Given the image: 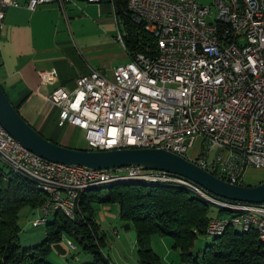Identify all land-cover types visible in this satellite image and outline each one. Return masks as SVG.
I'll return each instance as SVG.
<instances>
[{
    "label": "built area",
    "instance_id": "1",
    "mask_svg": "<svg viewBox=\"0 0 264 264\" xmlns=\"http://www.w3.org/2000/svg\"><path fill=\"white\" fill-rule=\"evenodd\" d=\"M58 1L25 0L29 9ZM99 3L101 0H85ZM154 46L129 53L112 77L100 70L81 76L74 90L56 89L49 103L60 108V124L80 128L90 150L164 148L231 183L241 184L250 168L264 169V0H212L216 12L198 0H127ZM20 0H0V33L6 11ZM119 24L118 38L124 42ZM5 162L24 176L48 180L54 201L76 211L80 186L113 178H160L203 188L184 176L139 166L96 170L53 162L24 147L0 123ZM194 147V150L191 149ZM240 224L253 220L247 202ZM218 208L221 205H216ZM228 218V217H225ZM224 218L216 217L213 230ZM117 236H119V233ZM71 248L76 245L68 241Z\"/></svg>",
    "mask_w": 264,
    "mask_h": 264
},
{
    "label": "trees",
    "instance_id": "2",
    "mask_svg": "<svg viewBox=\"0 0 264 264\" xmlns=\"http://www.w3.org/2000/svg\"><path fill=\"white\" fill-rule=\"evenodd\" d=\"M101 1L114 4L129 53L155 45L153 36L144 30V24L133 19L127 0ZM8 166L0 162V264H54L49 258L55 245L65 241L70 250L75 249L70 247L69 240L76 248L77 240L93 257L91 262L83 264H115L104 251L107 235L95 220V205L102 203L119 204L123 227L135 229L139 264H166L152 247L151 240L155 235L170 237L171 247L179 252L184 264H264V242L255 229L242 231L228 227L222 235L213 236V243L196 255L197 240L208 234L210 219L223 215L212 214L214 204L182 186L140 181L117 182L83 190L79 195L76 217L70 218L62 211L54 212L43 222L47 224L45 239L26 247L20 238V212L25 207L34 214L40 212L49 193L31 178ZM242 184L248 183L244 180ZM104 189L108 191L104 193ZM223 211L228 212L220 208L219 212ZM52 215L54 219L49 221Z\"/></svg>",
    "mask_w": 264,
    "mask_h": 264
},
{
    "label": "crops",
    "instance_id": "3",
    "mask_svg": "<svg viewBox=\"0 0 264 264\" xmlns=\"http://www.w3.org/2000/svg\"><path fill=\"white\" fill-rule=\"evenodd\" d=\"M20 3L19 7L10 6L7 9L0 33L2 86L21 115L42 135L61 145L84 149V132L70 123L61 125L60 108L49 103L48 97L60 87L74 90L78 78L94 70L112 77L117 66L130 60L124 42L118 38L120 20L116 8L111 1L88 3L71 0L64 6L55 1L34 10L27 7L25 0H20ZM248 179L246 175V183L250 182ZM262 181L264 178L258 183ZM108 206L102 205L98 209L99 222L95 215L104 233L106 223L119 218L117 211ZM31 215L33 220L36 213L32 211ZM130 230L132 228L126 232L128 240L120 244L125 246L129 241L134 250L137 236L135 231ZM116 232L121 238L117 227L113 230V233ZM43 237L28 236L26 245L30 241L38 244ZM165 251L166 264L167 260L177 257L169 242ZM71 252L67 243L62 241L54 246L51 255L55 259L50 260L54 264H75L67 259ZM133 264H139V260Z\"/></svg>",
    "mask_w": 264,
    "mask_h": 264
},
{
    "label": "water",
    "instance_id": "4",
    "mask_svg": "<svg viewBox=\"0 0 264 264\" xmlns=\"http://www.w3.org/2000/svg\"><path fill=\"white\" fill-rule=\"evenodd\" d=\"M0 123L24 147L44 159L87 166L96 170L139 166L184 176L209 192L234 201L264 202V181L255 185L231 183L202 168L194 161L156 147H126L109 150H90L67 147L42 135L17 110L0 81Z\"/></svg>",
    "mask_w": 264,
    "mask_h": 264
},
{
    "label": "rangeland",
    "instance_id": "5",
    "mask_svg": "<svg viewBox=\"0 0 264 264\" xmlns=\"http://www.w3.org/2000/svg\"><path fill=\"white\" fill-rule=\"evenodd\" d=\"M198 1L204 7L211 8V13H209L207 15V18H208L209 22H213L214 18H215L216 8H215L212 0H198ZM82 146L84 149H86L87 148V142L82 140ZM193 150H194V147L191 149V151H193ZM250 169L251 170H248L246 172L247 177H249L248 181H250L247 185L258 184L259 179L264 178V169H258V168L257 169L256 168H254V169L250 168ZM103 191L105 193V191L107 192L108 189H104ZM196 195H198V194H196ZM102 205H109L108 207L116 210L118 215H119V212H120L119 204H114V203H105L104 204V203H102V204L95 206L96 218H97L98 222L100 221L99 218H101V217L97 211L99 208H101ZM219 210H220V208L213 206L212 207V214H214V215H218V214L221 215L222 214L223 216H220L222 218L230 217L233 214V213H230L229 211L228 212L223 211L221 213V212H219ZM77 211H78V209H76V214H77ZM31 214H32V210L28 207L23 208L20 212L19 223L22 226V232H21L20 238H21L22 244L26 247H32V246L37 244L34 241H30L29 245H26V242H27L26 239L28 236L44 235L46 232V225H47L46 223H44L40 226H37V227H33L32 224L31 225L29 224V220L32 218ZM39 216H41L40 212H37L35 215V218H37ZM74 217H76V215ZM53 219H54V215L49 217V221H52ZM115 227H117L118 230H120L121 238L119 236H118L119 237L118 238L117 234L113 233V230ZM104 229H105V232L107 235V244L104 247V251H105V253H107L108 255L111 256V258L113 260V261L111 260L112 262H114L115 264H128L127 262L133 264L134 261L135 262L138 261L137 245H134V250H132L133 245L129 241H127V244L125 246H123V243L120 244V242L125 241L126 239L128 240V237L126 235V232L128 230H126L123 227V221H121L120 217L115 219V220L108 221L106 223ZM239 229L243 231L242 228H239ZM130 231H135V229L132 227V230H130ZM44 239H45V236L43 237V240ZM163 239H164V241H163ZM171 241L172 240L168 236L164 237V236L155 235V236H153V238L151 240V244H152V247L155 249V251L158 254H160L162 256V258L164 259V256L166 254V251H165L166 250V243L169 242L170 245H172ZM213 241H214L213 236H209V235L199 236L197 243H196V249H195L196 253L195 254L196 255L201 254V249H203L206 245L213 243ZM76 242L78 243V246H77V248L72 250L71 256H68V258H67L68 261L70 263H75V264H83V263L91 262L93 260V257L83 249V246L77 240H76ZM171 250H173L177 253L176 254L177 257L175 259L173 258V260L172 259L167 260L168 264H172L173 262L176 264H184L183 262H181V260L179 258V252L177 250H174L172 247H171ZM124 255L126 256L127 262L125 261ZM79 257H80V259H79ZM86 258H88L89 260L86 261ZM49 259L52 260L55 258L53 255H51ZM55 264H57V263H55Z\"/></svg>",
    "mask_w": 264,
    "mask_h": 264
},
{
    "label": "bare ground",
    "instance_id": "6",
    "mask_svg": "<svg viewBox=\"0 0 264 264\" xmlns=\"http://www.w3.org/2000/svg\"><path fill=\"white\" fill-rule=\"evenodd\" d=\"M116 149H121V148H116ZM0 162L6 164L5 156H3V146H0ZM26 177H29V176H26ZM29 178L34 180L42 190H45L46 192L49 193L48 201L40 209V212H41L40 215H42L43 209L48 208L50 206V201H54V191L52 189V184H50L48 180H43L38 177H29ZM124 181H140V182H146V183H167L170 185L173 184V185L182 186L186 188V190H189L203 197V199H205L209 203H212V205L213 204L215 206L221 205L220 208L225 209L229 211L230 213H233L230 217L221 219V221L218 224V228L216 230H213V225H212L214 221H216V217L211 218L208 223V227H207V233L210 236H220L223 233H225L228 227L232 226L236 228H242L244 230L255 229L258 233L259 239L262 242H264V223L250 222L247 224H240L236 217L245 215V207H240V206L233 205V204H227V199L219 197L217 195H209L203 188L197 185H192V184H187V183H171V182L162 180L160 178H148V177L113 178L107 181H96V182H91V183H86L84 185H81L80 191L78 194V199H79V195H81L80 193L89 187L101 186V185L104 186L107 184L124 182ZM78 199L76 202V209L78 208ZM263 206H264V202H259V203L247 202V210H259V209H262ZM57 211L59 212L62 211L70 218H73L76 215V211L73 207L64 205V204H57V206L50 208L48 215L45 216L44 219H41L40 222H36L35 225L33 226L35 227L40 224L42 225L43 222H46L49 215ZM218 218H222V217L219 216ZM253 220L264 221V213H253Z\"/></svg>",
    "mask_w": 264,
    "mask_h": 264
}]
</instances>
